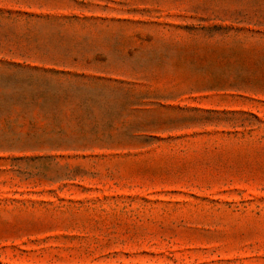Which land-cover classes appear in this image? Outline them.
I'll return each mask as SVG.
<instances>
[{
    "label": "rangeland",
    "instance_id": "obj_1",
    "mask_svg": "<svg viewBox=\"0 0 264 264\" xmlns=\"http://www.w3.org/2000/svg\"><path fill=\"white\" fill-rule=\"evenodd\" d=\"M0 264H264V0H0Z\"/></svg>",
    "mask_w": 264,
    "mask_h": 264
}]
</instances>
